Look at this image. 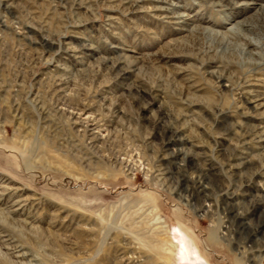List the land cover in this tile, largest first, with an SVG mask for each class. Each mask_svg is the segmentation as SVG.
Masks as SVG:
<instances>
[{
  "label": "rangeland",
  "instance_id": "374dc122",
  "mask_svg": "<svg viewBox=\"0 0 264 264\" xmlns=\"http://www.w3.org/2000/svg\"><path fill=\"white\" fill-rule=\"evenodd\" d=\"M255 104L264 0H0V264H264Z\"/></svg>",
  "mask_w": 264,
  "mask_h": 264
},
{
  "label": "bare ground",
  "instance_id": "6f19581e",
  "mask_svg": "<svg viewBox=\"0 0 264 264\" xmlns=\"http://www.w3.org/2000/svg\"><path fill=\"white\" fill-rule=\"evenodd\" d=\"M56 94H58L59 96H64L65 92L62 88H58L56 90ZM34 102H35V104H38V101L35 100ZM258 103H260V102H258ZM263 105L264 104H258V105L255 104V106H254V110L256 113L255 116L261 117L262 114H264V110H263V112H260V109ZM41 110L43 111V109H41ZM60 110L68 113L69 119H70V124L73 127H76V128L81 127L85 131L87 136L89 138H91V140L93 139V140L98 141V142L102 141V139L105 136V135L101 134L103 132V129H102L103 127L98 126V124L95 122L94 115L88 110V108H82L80 110H76V112L75 111L69 112V111H66L65 109H60ZM16 116H19V115L16 114ZM18 119H19V117H18ZM261 131H262V129H261ZM250 137L251 138L249 139V144L255 150H260L261 148H263V146H264V133L263 132H260L259 130L254 129V130H252ZM156 175H157V177L160 176L163 179V176H162L163 172L161 173V170L158 171ZM178 235L180 236L181 242H182L183 258H185L190 264H193L194 262L200 261L201 257L198 254L197 250L192 249L190 247L191 245H190V241L188 240L187 235H185L181 230H178Z\"/></svg>",
  "mask_w": 264,
  "mask_h": 264
}]
</instances>
